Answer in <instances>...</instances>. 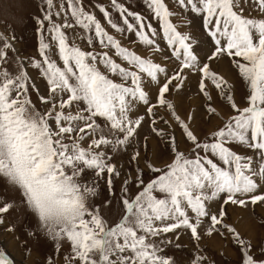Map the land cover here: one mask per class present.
Segmentation results:
<instances>
[{
	"label": "snow or ice",
	"instance_id": "1",
	"mask_svg": "<svg viewBox=\"0 0 264 264\" xmlns=\"http://www.w3.org/2000/svg\"><path fill=\"white\" fill-rule=\"evenodd\" d=\"M140 2L40 0L35 56L0 32V226L29 258L48 246L38 264H178L184 235L181 264H217L214 236L264 264V238L228 222L264 208V0Z\"/></svg>",
	"mask_w": 264,
	"mask_h": 264
},
{
	"label": "rangeland",
	"instance_id": "2",
	"mask_svg": "<svg viewBox=\"0 0 264 264\" xmlns=\"http://www.w3.org/2000/svg\"><path fill=\"white\" fill-rule=\"evenodd\" d=\"M39 2L40 0H0V32H5V34L8 35L10 34V30L14 29L17 37V47L19 48L20 53L25 57L35 56L37 52L36 26L32 17L37 13V4ZM129 4L134 7V10L143 13L144 8L140 0H129ZM133 38L134 37H130V39ZM218 70L223 71L226 74L231 71L227 59L224 60ZM242 95L243 89H238L236 98L239 100ZM189 103L194 108L199 104V101L195 97L189 96L180 107L181 115L186 114L190 110ZM215 123L216 121H213L212 124H208L202 113L197 117V124L202 132L213 127ZM152 143L155 144V140H153ZM163 158H166V154H164ZM126 159V157L122 158L120 163H125ZM100 184V196L97 198L96 203L103 205V202L108 198V192L104 186V182L101 181ZM116 191L117 194H119V181L116 182ZM114 211V208L105 209L102 207V214H104L109 221L115 219ZM229 211L231 219L228 222L233 223L244 236L251 235L255 241L264 238V226L260 225L256 218L258 215H264V208L257 205L255 208V214L253 213L251 206H249L248 210L230 208ZM16 216L17 213H10L7 223H12ZM16 222L18 223L19 221ZM17 236L23 239V234L20 228H18L17 232L13 234L7 232L4 227L0 226V250H5L9 253L15 259L16 264H38V261L43 260L45 253L50 251L48 246H37L34 243L29 242V247L32 249V255L29 258L23 245H21L20 241L16 238ZM180 243L185 246L183 249H168L169 254L175 255L178 264H181V262L186 259L188 254L187 250L192 247V242L186 235L181 237ZM202 247L205 248L208 255L217 261V264H233V253L235 252V248L230 241L225 242L222 241L219 236H214L211 239H205L202 242ZM222 247L227 248L224 258L218 255V250Z\"/></svg>",
	"mask_w": 264,
	"mask_h": 264
},
{
	"label": "bare ground",
	"instance_id": "3",
	"mask_svg": "<svg viewBox=\"0 0 264 264\" xmlns=\"http://www.w3.org/2000/svg\"><path fill=\"white\" fill-rule=\"evenodd\" d=\"M234 216V215H233Z\"/></svg>",
	"mask_w": 264,
	"mask_h": 264
}]
</instances>
